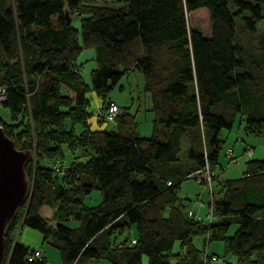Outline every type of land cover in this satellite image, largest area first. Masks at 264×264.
Here are the masks:
<instances>
[{"label": "trees", "instance_id": "16d2710c", "mask_svg": "<svg viewBox=\"0 0 264 264\" xmlns=\"http://www.w3.org/2000/svg\"><path fill=\"white\" fill-rule=\"evenodd\" d=\"M111 1L0 0L2 104L18 119L0 122L17 147L33 152L23 224L39 229L63 264H220L227 253L264 264V158H248L239 177L217 172L224 128L239 117L248 134L264 135V36L258 45L237 42L239 28L257 30L264 0ZM201 7L210 34L189 24L188 13ZM90 47L92 85L78 62ZM135 70L151 95L152 133L142 135L137 114L120 103L116 129L94 128L88 90L106 108L115 85ZM184 139L189 169L179 155ZM56 159L67 169L53 168ZM206 168L222 194L216 199L212 186L211 220L177 202L184 177L209 183ZM95 189L100 201L89 205ZM20 209L6 230L4 264H47L45 254L29 259L35 247L11 239ZM72 218L79 223L69 225ZM199 234H207L202 248L193 242ZM215 240L224 255L207 249Z\"/></svg>", "mask_w": 264, "mask_h": 264}, {"label": "rangeland", "instance_id": "374dc122", "mask_svg": "<svg viewBox=\"0 0 264 264\" xmlns=\"http://www.w3.org/2000/svg\"><path fill=\"white\" fill-rule=\"evenodd\" d=\"M111 4H120V2L112 0ZM262 11L264 13V4L262 5ZM188 20L190 26L200 28L205 34L211 33L212 22L209 17V11L206 7L197 8L192 12L188 13ZM75 26H80V17L75 15L72 19ZM238 25L240 24L239 19L237 20ZM239 27V26H238ZM260 35L264 36V18L258 22V28L255 32H249L247 30H238L237 42L244 44L246 42H252L256 45L259 44ZM96 51L94 48H84L80 55L78 56V62L80 63V70L82 72L85 80L92 85L91 71L97 65V60L95 58ZM145 77L143 72L139 70L130 71L126 74L120 82L115 85V87L110 92V96L117 100L121 105L126 106V109H130L131 112L137 114V128L142 135H150L153 130V112L147 108L148 96L149 94L144 89ZM1 93V92H0ZM88 96L90 97L89 109L92 112L90 121L94 128H106V129H116V122L113 121H99L96 110L100 108L102 104V98L96 94L93 88L88 90ZM0 119L1 121H15L18 119H13L10 109L2 104L0 99ZM79 128V126H78ZM222 136L225 137L224 147L221 153V160L224 164L223 168L219 167L217 172L223 178H234L239 177L244 173L246 168V161L248 158H264V135L248 134L244 128V124H240L239 120L232 129L224 128L222 130ZM252 146L253 155H249L245 147ZM188 140L183 141V147L180 151V160L184 163L186 169L191 168L192 162L188 156ZM228 147H233L235 151L234 156L238 158L230 159L227 156ZM67 159L69 160V152L66 153ZM205 175L206 172H204ZM200 176V175H199ZM212 186L215 192V198H221L222 194L219 191L220 183L218 179L212 182ZM211 185L206 182H202L199 177L194 175H189L184 177L180 182L179 194H178V204L184 206L185 209L189 207L196 208L200 202L204 203L205 213L207 214L210 209V201L212 197ZM189 196L190 199H187ZM101 194L98 189H95L86 196L85 202L89 205L96 204L100 201ZM198 203V204H197ZM24 208L20 209L18 213L17 220L12 229V236L20 239L26 245L30 247H39L43 241L42 232L34 227L27 224H23L22 213ZM71 226H75L79 223L78 220L72 218L67 222ZM237 224H233L229 229V234L233 233ZM52 249H58L52 246ZM178 248L176 244L175 249ZM211 249L217 250L222 255L224 254L223 242L220 240L213 241ZM231 253L225 254L226 259L222 260L220 264H229V257ZM101 264H112L108 259L104 258L100 262ZM47 264H58L54 260L49 261Z\"/></svg>", "mask_w": 264, "mask_h": 264}, {"label": "water", "instance_id": "95a60500", "mask_svg": "<svg viewBox=\"0 0 264 264\" xmlns=\"http://www.w3.org/2000/svg\"><path fill=\"white\" fill-rule=\"evenodd\" d=\"M20 149L0 122V264L5 261L6 230L26 201L31 181L25 165L32 156Z\"/></svg>", "mask_w": 264, "mask_h": 264}, {"label": "built area", "instance_id": "2783aa9c", "mask_svg": "<svg viewBox=\"0 0 264 264\" xmlns=\"http://www.w3.org/2000/svg\"><path fill=\"white\" fill-rule=\"evenodd\" d=\"M0 92H1L0 93V99L3 101L6 98V92H5V89L1 85H0ZM121 110H122V107L120 106V104L116 100H111L110 103H109V105L106 108H99L97 110V114L101 118H104V119H106L108 121H114L116 119L117 115H119V113L121 112ZM246 150H247V153L249 155H251L252 152H253L252 146H247ZM233 152H234V148L233 147H228V149H227V156L230 159H235L236 158L234 156ZM237 159L238 158H236V160ZM52 166H53V168H55L57 170H64V169H67L68 163L64 159H56L55 161H53ZM205 172L207 174V175H205V177L209 180V184L211 185V189H212L211 174H210L208 168H206V171ZM169 183H171V181H169ZM200 203L202 204L203 202L201 201ZM189 213L192 214L197 219H200V218L204 217L201 214L195 213L192 209H189ZM206 217L208 219H210V220L213 218V212H212V205L211 204H210V209H209V211L206 214ZM133 241L135 242L136 241V238H134ZM43 255L44 254H43L42 248L41 247H35L33 249V251L30 253L29 259L32 260L35 257H42ZM202 257L203 258H206L207 257V254L205 253ZM214 258L215 259H218V260H221L222 259V257H219L217 255L214 256Z\"/></svg>", "mask_w": 264, "mask_h": 264}, {"label": "crops", "instance_id": "0c3cea01", "mask_svg": "<svg viewBox=\"0 0 264 264\" xmlns=\"http://www.w3.org/2000/svg\"><path fill=\"white\" fill-rule=\"evenodd\" d=\"M149 94V93H148ZM148 96V103H147V108L150 110V107L152 106V99H151V95L149 94ZM111 97V96H110ZM112 98V97H111ZM114 99V98H112ZM117 101V100H116ZM239 120V117L236 119V121ZM236 121H235V124H236ZM234 124V125H235ZM234 127V126H233ZM185 140V139H184ZM183 140V141H184ZM235 151V149H234ZM253 155V154H252ZM198 204V203H197ZM204 206V203H200L196 208H193V207H189V209H192L195 213H198V214H201V215H204L205 213V210H203V207ZM207 238V234H199V235H196L194 238H193V242L195 243V245L199 248H202L204 246V243H205V240ZM43 242V241H42ZM213 242H209V244L207 245V249L210 251V252H216L220 255H222L220 252H218L217 250H212L211 249V245H212ZM53 246V245H52ZM36 247V246H35ZM42 248L43 250V254H45L46 256V259H47V263L51 260H54L56 263L58 264H63V261H62V256H61V253L59 251V253L56 251V249H52L51 247V244L48 243V242H43L41 243V246H39ZM55 247V246H54ZM58 249V248H57ZM223 249H224V244H223ZM224 254H225V250H224ZM223 254V255H224ZM230 254V253H229ZM232 254V253H231ZM226 259V257H225ZM229 264H241L238 262V259H237V256L235 254H232L230 255L229 257V261H228Z\"/></svg>", "mask_w": 264, "mask_h": 264}]
</instances>
